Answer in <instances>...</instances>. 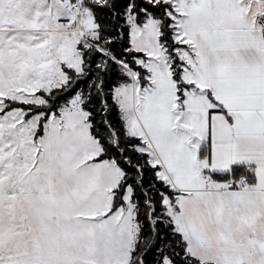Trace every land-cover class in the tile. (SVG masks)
I'll list each match as a JSON object with an SVG mask.
<instances>
[{"label": "snow or ice", "instance_id": "1", "mask_svg": "<svg viewBox=\"0 0 264 264\" xmlns=\"http://www.w3.org/2000/svg\"><path fill=\"white\" fill-rule=\"evenodd\" d=\"M0 264H264V0H0Z\"/></svg>", "mask_w": 264, "mask_h": 264}]
</instances>
